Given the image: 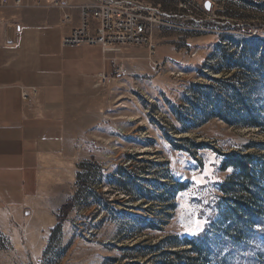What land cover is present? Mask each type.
<instances>
[{
	"label": "rangeland",
	"instance_id": "374dc122",
	"mask_svg": "<svg viewBox=\"0 0 264 264\" xmlns=\"http://www.w3.org/2000/svg\"><path fill=\"white\" fill-rule=\"evenodd\" d=\"M151 1L153 55L118 50L66 106L77 176L52 228L0 204V264H264V208L242 213L264 204V0Z\"/></svg>",
	"mask_w": 264,
	"mask_h": 264
},
{
	"label": "crops",
	"instance_id": "0c3cea01",
	"mask_svg": "<svg viewBox=\"0 0 264 264\" xmlns=\"http://www.w3.org/2000/svg\"><path fill=\"white\" fill-rule=\"evenodd\" d=\"M92 1L22 0L0 8V204L36 238L52 228L75 187L66 106L124 59L118 50L62 45L81 6ZM126 1L156 8L151 0ZM32 87L37 94L23 100L22 89Z\"/></svg>",
	"mask_w": 264,
	"mask_h": 264
},
{
	"label": "built area",
	"instance_id": "2783aa9c",
	"mask_svg": "<svg viewBox=\"0 0 264 264\" xmlns=\"http://www.w3.org/2000/svg\"><path fill=\"white\" fill-rule=\"evenodd\" d=\"M32 2L38 4L39 0ZM21 4L22 0H0V8ZM161 16L155 8L126 0H93L81 6L79 24L63 36L61 43L63 46H99L104 52L144 47L153 55L152 34ZM67 18L68 15L63 16ZM37 92L35 87L22 89V99L28 101Z\"/></svg>",
	"mask_w": 264,
	"mask_h": 264
},
{
	"label": "trees",
	"instance_id": "16d2710c",
	"mask_svg": "<svg viewBox=\"0 0 264 264\" xmlns=\"http://www.w3.org/2000/svg\"><path fill=\"white\" fill-rule=\"evenodd\" d=\"M221 120L225 121L224 118L218 114H216ZM250 205H246V206H243L242 208V213H246L249 217V224L250 226L252 227L253 225H255V219H257L259 217V210H261L262 208H264V204H262L261 206H252L251 203H249ZM237 213H240L238 212V210L236 209L235 210ZM190 247L189 249L192 250V252L195 253V257L196 258H190L189 261H193V262H198V261H201L204 257L207 258L208 256V251H203V247L202 249L199 248V246H197L194 242H190ZM206 252V253H205ZM167 255L169 256H172L174 258H178L180 256V253L179 252H175V251H169L166 253ZM162 264H169V263H162ZM187 264V263H185Z\"/></svg>",
	"mask_w": 264,
	"mask_h": 264
},
{
	"label": "water",
	"instance_id": "95a60500",
	"mask_svg": "<svg viewBox=\"0 0 264 264\" xmlns=\"http://www.w3.org/2000/svg\"><path fill=\"white\" fill-rule=\"evenodd\" d=\"M203 6H204V9L205 10H209L210 9V2L209 1H205L204 3H203ZM10 35V28H8V36Z\"/></svg>",
	"mask_w": 264,
	"mask_h": 264
},
{
	"label": "bare ground",
	"instance_id": "6f19581e",
	"mask_svg": "<svg viewBox=\"0 0 264 264\" xmlns=\"http://www.w3.org/2000/svg\"><path fill=\"white\" fill-rule=\"evenodd\" d=\"M124 55L125 56H127V57H130L131 55L130 54H128L127 52L126 53H124Z\"/></svg>",
	"mask_w": 264,
	"mask_h": 264
}]
</instances>
